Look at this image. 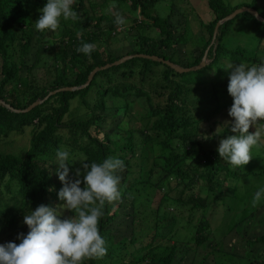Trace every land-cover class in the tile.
I'll return each instance as SVG.
<instances>
[{"label": "trees", "instance_id": "1", "mask_svg": "<svg viewBox=\"0 0 264 264\" xmlns=\"http://www.w3.org/2000/svg\"><path fill=\"white\" fill-rule=\"evenodd\" d=\"M85 1L74 0L72 8L79 10ZM123 1L129 2L134 11L129 29L155 28L159 37L141 33L138 48L116 55L96 45L102 37L110 40L120 32L122 25L114 22L116 16L92 15L85 22L78 19L73 28L66 25L67 21L61 22L58 32L48 35L34 26L41 15L34 13L40 0H0V98L11 106L0 103V141L32 128L30 144L23 155L0 152V239L5 238V242H19L17 234L28 231L23 224L24 214L40 204L56 208L62 217L76 214L63 207L57 197L62 187L56 175L58 148L70 153L67 182L82 179L86 163H100L108 156L124 162L123 170L117 172L120 197L104 203L98 221L107 253L82 264H174L180 249L181 221L182 228L191 234L187 244L194 248L210 245L215 231L202 211L212 194H236L243 205H248L254 193L249 194L241 179L264 175L260 165L250 170V161L239 168L231 166L212 145L234 134L224 125L231 119L227 110L232 98L227 93L228 71L223 67L228 61L252 65L264 60L260 53L264 48V0L237 5L208 0L212 18L200 24V41L186 51L185 60L178 53L191 34H187L188 10L180 21L183 26H179L170 18L172 11L166 17L154 13L160 0ZM88 2L94 5L92 0ZM242 6L253 8L258 16L244 11L220 24L213 38L217 22ZM245 34L252 37L246 44V40L238 44V38ZM85 42L96 45L88 56L76 51ZM49 51L54 53L48 65L52 77L40 79L37 71L44 67ZM138 54L164 57L181 67L196 66L205 56L206 64L197 70L179 72ZM125 55L133 56L112 64ZM106 64L111 65L99 69L83 86L96 67ZM64 87L76 88L58 91L29 111H16ZM135 98L144 99L149 106L145 117L133 114ZM75 99H80L86 112L67 118ZM111 118L114 126L107 129ZM217 126L219 134L213 132ZM255 127L261 136L251 155L252 150L264 154V121H258ZM253 131L250 126L249 132ZM71 156L80 158L77 168L72 166ZM229 179L235 184L227 186ZM195 187H199L196 192ZM259 188H264V183L256 185L255 192ZM203 189L209 194H203ZM263 204L262 199L259 205ZM170 207L177 209L180 217ZM255 209L252 206L245 218L252 217ZM252 241L264 243V235Z\"/></svg>", "mask_w": 264, "mask_h": 264}, {"label": "clouds", "instance_id": "2", "mask_svg": "<svg viewBox=\"0 0 264 264\" xmlns=\"http://www.w3.org/2000/svg\"><path fill=\"white\" fill-rule=\"evenodd\" d=\"M72 4L73 0H46L38 9L41 15L34 22L35 29L55 32L61 20H75L78 13ZM114 22L123 25L125 20L116 16ZM95 48V44L85 42L76 51L88 56ZM223 69L228 71L227 93L232 98L227 110L231 119L224 125L234 134L220 139L216 151L221 159L239 168L252 159L251 149L261 136L255 125L264 121V60L252 65H234L228 61ZM250 126L255 131L249 132ZM69 157L66 149L58 148L55 152L56 175L62 184L57 197L63 201V207L76 214L62 217L56 208L45 204L31 209L23 216L28 231L17 234L15 239L19 242L0 243V264H82L84 260L106 255V241L99 233L98 221L103 215L104 203L120 197L117 172L123 170L124 162L116 156H108L100 163H86L82 179L67 182ZM262 196L264 188H259L252 197V205L255 206Z\"/></svg>", "mask_w": 264, "mask_h": 264}, {"label": "rangeland", "instance_id": "3", "mask_svg": "<svg viewBox=\"0 0 264 264\" xmlns=\"http://www.w3.org/2000/svg\"><path fill=\"white\" fill-rule=\"evenodd\" d=\"M102 1L103 0H92L94 6L86 0L85 4L79 10H75L78 13L77 18L75 20H67L66 25L69 28H73L74 22L78 21V19L85 22L87 18L92 15L99 16L103 13L109 14L110 16H121L125 20V23L120 27V32H117L118 34L110 38V40L102 37L96 42L97 46L108 48L116 55L124 54L126 52L128 53V51L138 48L137 39L141 33L149 34L152 37H159V33L155 28L129 29L132 25L134 14L129 2L123 0H106V5H103ZM249 1L250 0H226V2L231 5H237ZM40 2L39 5L37 4L38 7L34 9V13L44 6L46 0H40ZM185 10H188L190 15L188 18L190 26L187 34H191L187 35L189 38L188 42L180 47V52L178 53V57L184 60L187 58L185 54L186 51L195 48L199 43L198 41H200L199 36L202 34L200 24L212 18V11L208 4V0H160L153 9L155 14L162 17H166L172 11L170 18L175 22L177 21L179 26H183V22L180 21L184 20L183 12ZM61 22L66 21L61 20ZM90 29H95V26H91ZM57 32L58 29L55 32L49 31L47 33L48 35H52V33L56 34ZM249 37H252V35L245 34L244 37L238 38V44H243L244 42L242 41L244 40H246L244 43L246 44L248 42L247 38ZM261 46L264 47V41ZM34 48L35 47H33V49ZM262 49L263 50L260 53L264 57V48ZM46 56L44 67H40L37 71V76H40V79H48L52 77L48 65L53 62L54 53L49 51ZM132 106L133 108L131 109L134 110L132 112L137 116L143 115L145 117L147 111H149V106L142 98H137ZM84 112H86V108L83 107L80 99H75L71 104V115H68L67 118L73 115L81 116ZM113 126L114 124L111 118L105 128L108 129ZM203 126L204 128H208L207 124L203 123ZM217 128H215L213 132H215ZM31 129V127H28L27 129L25 128L24 131L15 132L5 140L0 141V152L23 155L30 144ZM218 143L219 140H216L212 145L218 146ZM261 147L264 149V145ZM252 151L254 154L252 155V159H250V164H248L250 170L253 165L264 167V154L257 153L254 150ZM73 158H75V160H73ZM71 159L73 161L71 163L72 166L77 168L80 158H78V156H71ZM248 167L243 168V171L248 170ZM255 169L259 170V166H256ZM255 179L259 182L257 183ZM229 182L230 183L227 184V186L235 184V181L232 179H229ZM241 183L245 184L249 194L255 193V186L264 183V175H260L253 179H241ZM194 189L196 192L199 190V187H195ZM243 191H245L244 188ZM238 192H242V190H239ZM207 193L208 191L203 189V194ZM229 194L230 193L227 192L223 194H212V200L210 199V203L205 211H202L207 215L208 220H210L215 231L208 242V244L211 243L210 245L206 244L194 248L195 246L187 244L186 241L191 234H187L189 231L182 228L181 224L183 223L182 221L180 222L178 225L181 230L178 235L180 237L178 242L180 249L177 253L174 264H264V243H251L256 236L264 235V204L259 205L260 201L262 199L264 200V196H262L261 200L255 205L256 209L253 212L254 214H252V217L246 219L245 217L251 213V207L253 206L251 203L252 198L248 200V205H243L241 198L238 195L235 194L230 196ZM164 204L166 206L169 205L168 202H165ZM170 210L180 217L177 209L170 207ZM181 239H183L182 242ZM5 241V238L0 239V243H4Z\"/></svg>", "mask_w": 264, "mask_h": 264}, {"label": "water", "instance_id": "4", "mask_svg": "<svg viewBox=\"0 0 264 264\" xmlns=\"http://www.w3.org/2000/svg\"><path fill=\"white\" fill-rule=\"evenodd\" d=\"M244 11H249L250 13L254 14L255 16H258V12L256 10H254L253 8L251 7H248V6H242V7H239L237 9H235L233 12H231L229 15L225 16L224 18L220 19L217 24H216V27H215V31H214V35H213V38H215L216 36V33H217V29L219 27L220 24L228 21V20H231L233 19L235 16H237L238 14L244 12ZM139 56H144V57H147V58H151L153 60H156V61H160V62H163V63H166L168 64L169 66H171L172 68H174L175 70L179 71V72H187V71H193V70H197V69H200L202 68L203 66H205L206 64V59H205V56L203 57L202 61L196 65V66H192V67H181L180 65L168 60V59H165L164 57H159V56H156V55H146V54H138ZM133 55H125L123 57H121L120 59L116 60L114 63L112 64H120L122 62H124L125 60L131 58ZM111 64H106L102 67H96L92 72L91 74L89 75V78H88V81L83 85H88L91 80H92V77L94 76V74L99 70V69H102V68H106L108 66H110ZM82 86V87H83ZM76 87H64V88H59L57 90H54V91H51L49 93V95H47L44 99L42 100H37L35 102H33L29 107L25 108V109H16V111H29L31 110L33 107L41 104L44 100H46L48 98V96L58 92V91H65V90H73L75 89ZM0 103H3L5 104L7 107H11L9 104H6L5 101H3L1 98H0Z\"/></svg>", "mask_w": 264, "mask_h": 264}]
</instances>
